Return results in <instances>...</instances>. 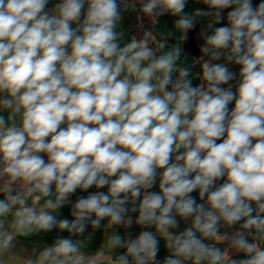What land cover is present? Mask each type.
<instances>
[{
    "label": "clouds",
    "instance_id": "obj_1",
    "mask_svg": "<svg viewBox=\"0 0 264 264\" xmlns=\"http://www.w3.org/2000/svg\"><path fill=\"white\" fill-rule=\"evenodd\" d=\"M194 2L0 0V264H264V0Z\"/></svg>",
    "mask_w": 264,
    "mask_h": 264
},
{
    "label": "crops",
    "instance_id": "obj_2",
    "mask_svg": "<svg viewBox=\"0 0 264 264\" xmlns=\"http://www.w3.org/2000/svg\"><path fill=\"white\" fill-rule=\"evenodd\" d=\"M260 0H253L254 5L259 3ZM51 6V5H50ZM205 5L201 3L194 2V0H189L188 7L185 9L186 12L191 13L196 8H204ZM136 12L128 11L124 13V20H123V27L127 32V36L125 39L128 38L130 31H131V25L132 22L135 19ZM211 18L208 17H202L198 19V22L196 23V26L191 29L188 32L186 39H181V33L175 29V20L176 17H172L169 15H165L161 17L160 23L158 26V34L159 39L163 38L164 35H168V43L169 45L177 44L183 48L182 57L186 63L189 65L194 66V71L199 68L200 58H201V52L200 48L203 45V33L207 30L210 33V29H208V24L210 22ZM170 34V35H169ZM194 83H199L198 80L194 81ZM155 190V189H154ZM89 191H92L91 189ZM78 195H86V193H81L79 190L77 193L73 196V202L75 201L76 196ZM193 195H197L196 193H193ZM62 215L64 217H67L71 219L69 211L70 206H66L62 210ZM106 222H102V228L101 230L97 231L94 234V238L91 241V248L93 250L97 249L103 242V240L106 238L105 235V229L103 228V224ZM181 226H185L183 222H181ZM113 229H107V232H111ZM140 229L136 226L133 227V229H130L129 231H132L133 234L138 233ZM89 232H91V228L88 229ZM119 231L121 234H125V230L123 228H120ZM224 231V229H222ZM57 235V230H53L51 233L47 234H41L40 236H33L36 241H38L41 245H43L44 242L51 243L52 240ZM63 235H67V233H63ZM165 253L161 252V257Z\"/></svg>",
    "mask_w": 264,
    "mask_h": 264
},
{
    "label": "built area",
    "instance_id": "obj_3",
    "mask_svg": "<svg viewBox=\"0 0 264 264\" xmlns=\"http://www.w3.org/2000/svg\"><path fill=\"white\" fill-rule=\"evenodd\" d=\"M138 15H140V14L138 12H136L135 19L131 25V31H130L129 36H135V37L139 38L142 35L144 30L152 29L154 31L156 38L159 39L158 26H159L161 17L156 19L155 27H153V21L150 18L143 17L142 26H141V21L137 19Z\"/></svg>",
    "mask_w": 264,
    "mask_h": 264
},
{
    "label": "rangeland",
    "instance_id": "obj_4",
    "mask_svg": "<svg viewBox=\"0 0 264 264\" xmlns=\"http://www.w3.org/2000/svg\"><path fill=\"white\" fill-rule=\"evenodd\" d=\"M42 246L34 237L28 239H19L16 248L13 250L16 254L21 257L27 256L33 246Z\"/></svg>",
    "mask_w": 264,
    "mask_h": 264
},
{
    "label": "trees",
    "instance_id": "obj_5",
    "mask_svg": "<svg viewBox=\"0 0 264 264\" xmlns=\"http://www.w3.org/2000/svg\"><path fill=\"white\" fill-rule=\"evenodd\" d=\"M130 35V34H129Z\"/></svg>",
    "mask_w": 264,
    "mask_h": 264
}]
</instances>
